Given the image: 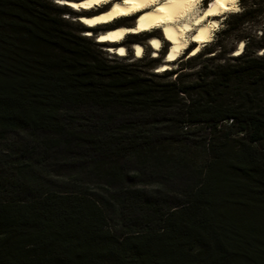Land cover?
Segmentation results:
<instances>
[{"label": "trees", "instance_id": "1", "mask_svg": "<svg viewBox=\"0 0 264 264\" xmlns=\"http://www.w3.org/2000/svg\"><path fill=\"white\" fill-rule=\"evenodd\" d=\"M52 7L0 0V142L29 132L46 150L70 142L112 150L121 138L80 134L63 112L159 111L207 131V162L183 203L164 213L145 203L151 228L122 236L87 196L0 182L8 191L0 192V264H264V51L255 58L245 42L237 65L203 69L191 84L175 75L152 85L134 66L93 55L102 44L85 33L95 29L80 36ZM251 14L231 20L239 25Z\"/></svg>", "mask_w": 264, "mask_h": 264}, {"label": "rangeland", "instance_id": "2", "mask_svg": "<svg viewBox=\"0 0 264 264\" xmlns=\"http://www.w3.org/2000/svg\"><path fill=\"white\" fill-rule=\"evenodd\" d=\"M45 1L82 37L80 32L87 29L85 25L83 28L82 16L99 15L100 12L102 15L107 14L102 10L107 7L91 13L84 10L79 12L64 5L61 0ZM210 1L197 3L200 12L210 7ZM236 8L238 16L245 9L252 11V14L239 25L231 20L237 14H223L216 18L218 26L213 28L210 42L201 45L200 53L193 58L190 56L194 45L188 46L177 62L170 64V76L163 74L166 71L159 73L164 69L162 66L171 48L162 29L128 35L121 43L126 50L124 57L111 53V48L115 49L116 46L113 44L93 46L91 49L93 55L110 65L134 66L152 85L173 82L175 75H178L181 82L191 84L203 69L209 73L216 66L237 65L232 58L237 55L234 51L239 43L244 47L245 42H248L253 57L263 56L264 49H256V43L264 45V0H246L244 3L237 0ZM137 14L118 17V21L115 19L109 25L89 28L95 29L89 32V42L96 43L97 40L100 43L96 37L103 33L109 34L108 30L112 26V29L125 26L121 21L128 18L132 22L131 27L136 25L135 18H139ZM186 36L189 38L188 34ZM154 38L161 39L163 43L156 53L157 58L150 47ZM136 44H142L143 47L144 57L140 60L136 59V51L133 50ZM213 55H216V59L211 61ZM153 58L156 62L151 61ZM261 95L264 101V88ZM180 98L181 105L184 101ZM63 113L64 120L72 121V127L67 125L80 134L95 135L105 141L117 137L123 141L112 150H96L86 144L73 142L46 150L39 145L41 136L37 138L29 132L11 133L0 142V182L18 186L19 189H25V192L87 196L102 209L109 228L118 236L151 228V224L146 221L150 215L144 209L145 203L153 204L159 213H164L183 203L188 192L197 187L207 162L206 149L210 141L203 127L181 125L179 117L174 113L159 111L133 114L127 110L111 108L66 109ZM0 192L8 191L0 188ZM11 192L16 191L12 189Z\"/></svg>", "mask_w": 264, "mask_h": 264}, {"label": "bare ground", "instance_id": "3", "mask_svg": "<svg viewBox=\"0 0 264 264\" xmlns=\"http://www.w3.org/2000/svg\"><path fill=\"white\" fill-rule=\"evenodd\" d=\"M65 5L72 7L81 12H92L99 8L107 14L82 16V24L87 28L102 27L104 24L109 25L113 20L118 21V17H130L139 13V18L134 16L137 20L136 25L131 27L132 22L121 21L122 27L115 29L110 28L109 34H101L98 41L101 44L116 45L115 49L111 48L116 56H126V50L121 45L122 41L128 35H140L145 32H152L156 29H162L165 39L171 45L166 63L162 66L164 68L159 73L168 71L170 64L177 62L179 56L186 51L187 47L193 46V53L191 58L196 57L201 51V45L210 42L213 28L218 26V18L223 14H237L236 2L237 0H211V5L206 10L200 12L197 8V3L202 0H61ZM115 1V2H113ZM112 7V8H111ZM62 8V7H61ZM63 10H70L68 7H63ZM110 10V11H109ZM102 11V12H104ZM112 11V12H111ZM119 23V22H118ZM127 24V25H126ZM100 25V26H99ZM117 25V24H116ZM130 25V26H129ZM129 26V27H128ZM97 27V28H98ZM121 29V30H120ZM91 33V32H90ZM87 36H90L89 32ZM186 34L189 35L187 38ZM100 39V40H99ZM156 42L154 44L153 42ZM163 43L161 39L154 38L150 44L153 53L159 52ZM240 44V45H239ZM236 56H240L239 52L243 48V44L239 43ZM118 45V46H117ZM142 45V44H141ZM136 44L133 49L136 51V59L140 60L143 56V47ZM158 45V46H157ZM241 53V52H240ZM144 57V56H143ZM157 58V57H156Z\"/></svg>", "mask_w": 264, "mask_h": 264}, {"label": "snow or ice", "instance_id": "4", "mask_svg": "<svg viewBox=\"0 0 264 264\" xmlns=\"http://www.w3.org/2000/svg\"><path fill=\"white\" fill-rule=\"evenodd\" d=\"M153 43H154V44H156V42H155V41H154ZM157 46H158V45H157Z\"/></svg>", "mask_w": 264, "mask_h": 264}]
</instances>
